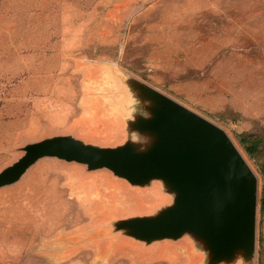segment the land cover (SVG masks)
Instances as JSON below:
<instances>
[{
    "label": "rangeland",
    "instance_id": "obj_1",
    "mask_svg": "<svg viewBox=\"0 0 264 264\" xmlns=\"http://www.w3.org/2000/svg\"><path fill=\"white\" fill-rule=\"evenodd\" d=\"M128 76L231 138L257 177L253 264H264V151L250 156L238 142L264 138V0H0V170L54 134L121 143L139 111ZM81 168L42 158L0 188V264H190L169 244L140 256L149 250L85 239L154 208L138 211L142 194L122 195L109 171ZM119 206L132 210L113 214Z\"/></svg>",
    "mask_w": 264,
    "mask_h": 264
},
{
    "label": "water",
    "instance_id": "obj_2",
    "mask_svg": "<svg viewBox=\"0 0 264 264\" xmlns=\"http://www.w3.org/2000/svg\"><path fill=\"white\" fill-rule=\"evenodd\" d=\"M124 83L139 103L126 120L127 138L98 145L59 133L26 143L22 155L0 170V188L42 158L80 165L79 175L105 169L126 184L105 173L109 180L145 192L138 211L154 210L117 218L112 229L89 228L93 233L85 239L109 247L121 242L137 254L149 250L140 256L169 244L190 264H253L257 177L236 145L221 127L148 83L132 76ZM114 106L121 114V103Z\"/></svg>",
    "mask_w": 264,
    "mask_h": 264
},
{
    "label": "trees",
    "instance_id": "obj_3",
    "mask_svg": "<svg viewBox=\"0 0 264 264\" xmlns=\"http://www.w3.org/2000/svg\"><path fill=\"white\" fill-rule=\"evenodd\" d=\"M238 142L247 154L253 156L260 150L264 151V138L262 135L253 133H242L238 135ZM260 208H264V200L260 199Z\"/></svg>",
    "mask_w": 264,
    "mask_h": 264
},
{
    "label": "bare ground",
    "instance_id": "obj_4",
    "mask_svg": "<svg viewBox=\"0 0 264 264\" xmlns=\"http://www.w3.org/2000/svg\"><path fill=\"white\" fill-rule=\"evenodd\" d=\"M123 136V135H122ZM121 138V137H120ZM124 187V186H123ZM155 188V187H154ZM124 191H122V195H124V196H130V195H135V194H142L141 195V197L143 196V192H141V191H130V190H128V189H123ZM115 194H113L112 196H114ZM126 201V200H125ZM127 202V201H126ZM132 202V201H131ZM144 202V201H143ZM129 204V203H128ZM132 204V203H131ZM131 207H132V205H131ZM118 209H116V210H114V213L115 212H127V210H128V208L126 209L125 207H123V206H119V207H117ZM137 209H139V208H137ZM132 209L130 208V210L129 211H131ZM135 210H136V208H135ZM143 210V209H142ZM110 211L111 210H108L107 212H109L110 213ZM128 211V212H129ZM137 211V210H136ZM107 212H106V214H107ZM112 213V212H111ZM106 242V241H105ZM106 244V243H105ZM107 245V244H106Z\"/></svg>",
    "mask_w": 264,
    "mask_h": 264
},
{
    "label": "crops",
    "instance_id": "obj_5",
    "mask_svg": "<svg viewBox=\"0 0 264 264\" xmlns=\"http://www.w3.org/2000/svg\"><path fill=\"white\" fill-rule=\"evenodd\" d=\"M163 252H166V248L161 247V246H157L155 251H154V254L159 256V255L163 254Z\"/></svg>",
    "mask_w": 264,
    "mask_h": 264
}]
</instances>
